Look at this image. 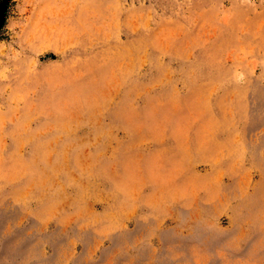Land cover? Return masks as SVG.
Listing matches in <instances>:
<instances>
[{
	"label": "rangeland",
	"instance_id": "1",
	"mask_svg": "<svg viewBox=\"0 0 264 264\" xmlns=\"http://www.w3.org/2000/svg\"><path fill=\"white\" fill-rule=\"evenodd\" d=\"M0 264H264V0H10Z\"/></svg>",
	"mask_w": 264,
	"mask_h": 264
},
{
	"label": "trees",
	"instance_id": "2",
	"mask_svg": "<svg viewBox=\"0 0 264 264\" xmlns=\"http://www.w3.org/2000/svg\"><path fill=\"white\" fill-rule=\"evenodd\" d=\"M10 0H0V31L4 26Z\"/></svg>",
	"mask_w": 264,
	"mask_h": 264
}]
</instances>
